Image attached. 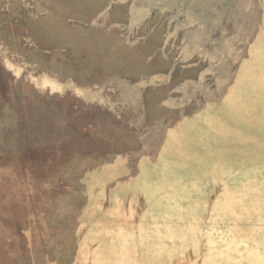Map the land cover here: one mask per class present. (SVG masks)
Listing matches in <instances>:
<instances>
[{"label": "rangeland", "instance_id": "1", "mask_svg": "<svg viewBox=\"0 0 264 264\" xmlns=\"http://www.w3.org/2000/svg\"><path fill=\"white\" fill-rule=\"evenodd\" d=\"M195 113L217 143L165 172L215 201L113 192ZM149 242L172 264H264V0H0V264H134Z\"/></svg>", "mask_w": 264, "mask_h": 264}, {"label": "crops", "instance_id": "2", "mask_svg": "<svg viewBox=\"0 0 264 264\" xmlns=\"http://www.w3.org/2000/svg\"><path fill=\"white\" fill-rule=\"evenodd\" d=\"M205 115L202 113H195L189 116H185L174 122L172 125L167 128L163 133L161 142L157 147L156 153L158 154L157 162L149 160L147 157H143L137 166V173L132 179V182L128 181H119L116 184V189L113 192H118L125 199L130 193L138 195L144 201L148 202L152 212L161 208L165 203L183 201L189 199L195 202H209L215 201L218 194L215 198L213 197V192L218 188V183L209 184V180L201 181L189 187L188 184H185L183 180H170V175L165 172V166L168 161H163V157L167 154H170L173 151H177L181 147H208L217 143L216 131L213 135V126L210 124V120L205 119ZM212 121V120H211ZM126 163H116L109 164L105 169V173L110 176L107 185L109 182L118 181L119 178L124 174L122 173L125 170ZM114 171V176L112 175ZM122 171L121 173H119ZM203 178H209L203 177ZM211 185V187H210ZM190 189V190H189ZM112 192L111 189L109 193ZM143 214V224L146 219ZM143 229V225L141 227ZM142 235L143 232L140 231ZM144 238V236H142ZM152 242H149L144 249L147 251L149 257L146 260H137L134 264H172L173 257L168 254V258L157 259L155 253H151L154 247H152ZM163 250L168 249L166 243L160 242L159 245ZM124 264V263H118Z\"/></svg>", "mask_w": 264, "mask_h": 264}]
</instances>
